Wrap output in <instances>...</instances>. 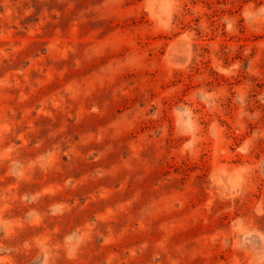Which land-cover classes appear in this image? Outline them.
Listing matches in <instances>:
<instances>
[{"label":"rangeland","instance_id":"rangeland-1","mask_svg":"<svg viewBox=\"0 0 264 264\" xmlns=\"http://www.w3.org/2000/svg\"><path fill=\"white\" fill-rule=\"evenodd\" d=\"M0 264H264V0H0Z\"/></svg>","mask_w":264,"mask_h":264}]
</instances>
